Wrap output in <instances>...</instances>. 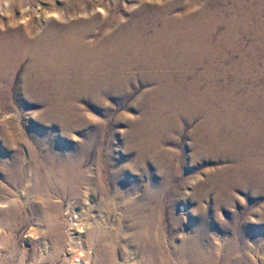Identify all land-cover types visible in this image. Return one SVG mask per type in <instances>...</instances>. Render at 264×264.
Returning <instances> with one entry per match:
<instances>
[{"label":"bare ground","instance_id":"6f19581e","mask_svg":"<svg viewBox=\"0 0 264 264\" xmlns=\"http://www.w3.org/2000/svg\"><path fill=\"white\" fill-rule=\"evenodd\" d=\"M227 1L132 0L133 4L126 6L121 0H60L63 7H58V0H0V11L7 15V22L0 21V109L12 101L14 90L18 100L24 92L33 93L40 98L38 103L46 115L63 120L67 116L64 108H71L75 95H124L139 74L143 85H155L143 96L142 128L135 129L146 139L149 151L153 146V151L161 149L165 135L175 134L178 125L198 120L193 130L195 146L228 159L235 182L255 183L264 190V0H256L253 6L235 2L233 9ZM220 28L226 31L222 33ZM243 36L250 37L251 44H239V62L227 57L228 62L215 65L216 58H224L225 49ZM208 58L216 62L206 63ZM203 63L206 75L197 72ZM20 68L24 76L16 87ZM216 68L235 71L236 75L224 79L215 74ZM238 93L241 96L234 98ZM10 141L14 148L16 140ZM67 156H48L49 173L59 174L61 183L68 177L77 198L89 197L91 189L82 193L79 188L88 181L80 171V160L69 164ZM11 157L13 161L4 167L3 175L19 185L24 169L20 156L12 153ZM40 169L36 164L37 184L45 179ZM232 184H228L229 192ZM135 219L140 229L135 241L148 250L137 264L217 262L212 256L201 255L200 250L194 252L191 242L182 249L187 259L176 262L162 247V234L157 230L160 219ZM72 228L69 231L74 236ZM93 231L90 238L96 240L102 230ZM111 235L103 237L96 250L105 254L102 264L115 263L110 253L116 252V236ZM263 236L264 228L259 238ZM200 255L203 258L199 259ZM231 256L224 264H233ZM250 256L246 253L242 264H264V260L255 261Z\"/></svg>","mask_w":264,"mask_h":264},{"label":"rangeland","instance_id":"374dc122","mask_svg":"<svg viewBox=\"0 0 264 264\" xmlns=\"http://www.w3.org/2000/svg\"><path fill=\"white\" fill-rule=\"evenodd\" d=\"M58 1V7H63ZM193 1L204 4L205 0H189ZM255 1L227 2L233 9L235 2L253 6ZM133 2L122 3L129 6ZM0 21L7 22V15L1 11ZM240 38L234 45L229 40L224 58L217 57L218 62L208 58L206 63L219 65L232 58L237 62L241 47L251 44L250 37ZM206 63L197 67L200 75L207 74ZM216 69L215 74L224 79L236 75L232 70ZM22 71L20 68L15 77L16 87L24 76ZM141 79L137 74L124 95H75L71 108H64L67 116L63 120L46 115L38 103L40 98L33 93L24 92L18 100L16 91L11 92L12 101L0 109V264H102L105 254L96 250L103 237L111 234L116 236V252L110 253L114 264H137L148 250L135 241L140 237L135 218L160 219L157 230L162 234V247L176 262L187 259L182 249L191 243L194 252L212 256L215 264H224L229 255L233 264H242L246 253L255 261L264 260V236L259 238L264 228L263 188L235 182L228 159L195 146L193 130L198 120L178 125L175 134L165 135L161 149L153 151V146L149 151L146 139L135 129L142 128L143 96L155 85H143ZM240 96L238 93L234 98ZM1 130L7 133L1 134ZM10 139L16 140L14 148ZM12 153L20 156L24 169L19 185L3 175L4 167L13 161ZM48 156H67L69 164L80 160V171L88 181L79 188L82 193L91 189L89 197L77 198L68 177L61 183L59 174L52 176ZM36 164L45 178L41 184L36 183ZM228 184H232V192ZM71 226L74 236L69 231ZM93 227L102 230L96 240L90 238L96 231Z\"/></svg>","mask_w":264,"mask_h":264}]
</instances>
